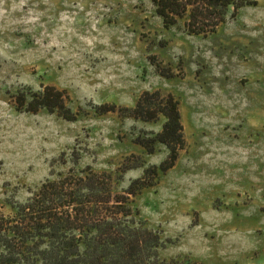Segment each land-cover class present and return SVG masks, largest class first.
<instances>
[{"label":"rangeland","instance_id":"374dc122","mask_svg":"<svg viewBox=\"0 0 264 264\" xmlns=\"http://www.w3.org/2000/svg\"><path fill=\"white\" fill-rule=\"evenodd\" d=\"M257 1L205 37L165 28L153 0H0V214L87 167L112 175L124 195L168 158L160 142L154 153L141 145L165 119L144 122L130 110L144 92L161 91L180 102L186 147L154 186L131 196L134 218L160 236L162 260L264 264ZM45 86L68 93L77 121L19 110L20 92ZM102 105L117 110L100 114Z\"/></svg>","mask_w":264,"mask_h":264},{"label":"trees","instance_id":"16d2710c","mask_svg":"<svg viewBox=\"0 0 264 264\" xmlns=\"http://www.w3.org/2000/svg\"><path fill=\"white\" fill-rule=\"evenodd\" d=\"M153 4L165 28L183 25L191 35L208 37L258 1L153 0ZM71 102L68 93L55 86L22 91L17 98L23 112L44 109L75 122L80 114ZM116 110L115 105L96 109L100 114ZM130 110L144 122L165 119L157 138L141 145L154 153L155 143L160 142L167 146L168 158L146 170L124 195L113 191L112 175L92 167L46 181L26 203L13 207L14 215L0 214V264H194L160 259V236L137 222L130 206L131 196L154 186L155 179L175 166L186 147L180 102L173 94L146 91Z\"/></svg>","mask_w":264,"mask_h":264}]
</instances>
